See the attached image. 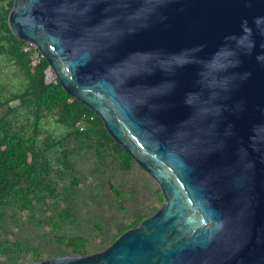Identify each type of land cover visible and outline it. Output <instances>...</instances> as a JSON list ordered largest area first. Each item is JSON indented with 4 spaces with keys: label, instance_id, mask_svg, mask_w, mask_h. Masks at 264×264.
Returning <instances> with one entry per match:
<instances>
[{
    "label": "water",
    "instance_id": "1",
    "mask_svg": "<svg viewBox=\"0 0 264 264\" xmlns=\"http://www.w3.org/2000/svg\"><path fill=\"white\" fill-rule=\"evenodd\" d=\"M7 23L165 201L23 264H264V0H13Z\"/></svg>",
    "mask_w": 264,
    "mask_h": 264
},
{
    "label": "trees",
    "instance_id": "2",
    "mask_svg": "<svg viewBox=\"0 0 264 264\" xmlns=\"http://www.w3.org/2000/svg\"><path fill=\"white\" fill-rule=\"evenodd\" d=\"M12 6L13 0H0V58L13 67L21 78L16 93H10L0 83V109L4 111L0 117V213L10 204L15 210L28 211L35 203H41L46 197L56 193L55 186L45 183L42 178L50 168L45 154L48 149L59 147V161L64 167H69V150L66 147L69 139H73L80 148L89 146L93 150L98 169H115L127 173L137 165L134 159L112 140L97 114L67 94L58 81L46 83L44 71L49 64L43 58L33 64L34 50L29 48L26 51L28 44L15 38L8 27L7 19ZM15 101L18 106H10V103ZM47 118L64 129L61 139L43 131L41 122ZM42 132H45L46 136L41 138ZM137 168L139 173L146 175L140 167ZM105 185L114 199L125 197L112 180H105ZM156 193L159 195L158 199L162 200L159 188ZM156 210L137 216L123 228H118L109 241L100 239V244L94 245L103 246L102 249L107 248L123 232L136 227ZM48 219L56 226L73 218L67 208H62L55 215L50 214ZM92 225L100 236L103 226L96 221ZM54 241L62 249L60 253L53 251L55 253L50 254L52 258L96 252L95 248L91 252L87 251V245L91 241L84 236H55ZM21 250L22 244L16 239L9 245L0 243V261L10 258V262L16 264L13 256L21 254ZM26 251L31 262L45 260L39 248L30 246Z\"/></svg>",
    "mask_w": 264,
    "mask_h": 264
},
{
    "label": "rangeland",
    "instance_id": "3",
    "mask_svg": "<svg viewBox=\"0 0 264 264\" xmlns=\"http://www.w3.org/2000/svg\"><path fill=\"white\" fill-rule=\"evenodd\" d=\"M20 82V75L17 76L14 68L0 58V83L10 93H16ZM10 106H18V102H12ZM3 113V109H0V117ZM41 126L43 131H48L53 137L61 139L64 136V129L50 118L43 119ZM45 132L40 134L41 138L46 136ZM66 147L69 150V167L60 163L59 147H52L45 154L50 168L42 178L45 183L55 186L56 193L41 203H35L28 211L15 210L10 204L0 213V243L9 245L16 239L22 244L21 254L13 256L16 264L31 262L26 251L30 246L39 248L44 259L52 258L50 254L55 252L60 253L62 248L54 241L55 236H84L91 241L87 251L91 252L95 248L96 252L90 254L100 252L104 250L103 246L94 245L100 244V239L109 241L118 228H123L141 214L147 215L152 210H158L165 202L164 197L158 199V184L142 168L146 175L139 173L138 164L127 173L115 169H98L94 152L89 146L80 148L73 139H69ZM105 180H112L125 197L114 199ZM62 208H67L73 219L57 222L58 225L54 226L48 216L55 215ZM95 221L103 226L100 236L93 229L92 223ZM1 261L0 264H12L10 258Z\"/></svg>",
    "mask_w": 264,
    "mask_h": 264
},
{
    "label": "built area",
    "instance_id": "4",
    "mask_svg": "<svg viewBox=\"0 0 264 264\" xmlns=\"http://www.w3.org/2000/svg\"><path fill=\"white\" fill-rule=\"evenodd\" d=\"M29 48H31V47L29 46V47L25 48V50L27 51ZM40 59L41 58L33 51V54H32L33 64L38 63L40 61ZM44 73H45V81H46L47 84L48 83H56L57 80H56L54 74L52 73V71L49 68H47L44 71Z\"/></svg>",
    "mask_w": 264,
    "mask_h": 264
}]
</instances>
